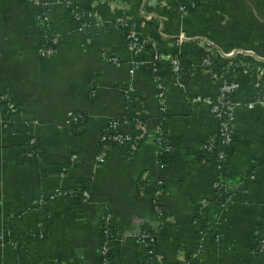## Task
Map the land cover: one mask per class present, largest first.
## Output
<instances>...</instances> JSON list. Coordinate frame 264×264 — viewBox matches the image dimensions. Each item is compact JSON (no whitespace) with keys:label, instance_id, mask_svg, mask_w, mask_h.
Instances as JSON below:
<instances>
[{"label":"crops","instance_id":"0c3cea01","mask_svg":"<svg viewBox=\"0 0 264 264\" xmlns=\"http://www.w3.org/2000/svg\"><path fill=\"white\" fill-rule=\"evenodd\" d=\"M65 1L92 8L95 16L72 18ZM161 1L0 0V264H101L107 215L118 239L112 264L141 263L145 251L138 235L144 230L157 235L167 264L253 260V233L264 215V108L246 105L264 77L263 64L252 62L238 74L224 70L241 87L234 95L239 104L234 141L220 173L204 151L220 121L208 105L192 100L220 94L219 83L200 67L198 40L209 39L226 53L245 49L264 58V0H198L193 14H182L175 0ZM119 10L140 25V34L160 54L182 56L193 68L177 81L168 67L155 69L144 55L145 64L132 71L139 61L115 24ZM42 15L63 39L52 58L37 54L47 35ZM99 19L105 29L93 24ZM181 33L188 39L178 44ZM105 54L117 57L121 66L108 63ZM126 89L136 92L133 112L149 121L151 134L162 106L166 109L165 132L173 151L164 169L150 137L132 158L127 147H115L96 163L105 127L126 113ZM2 97L18 112L8 113ZM70 113L85 115L86 124L69 125ZM31 140L41 145V156L26 153ZM219 176L232 196L227 208L212 186ZM159 179L165 182L166 227L151 203ZM204 200L208 206L202 210ZM41 201L45 207L39 211Z\"/></svg>","mask_w":264,"mask_h":264},{"label":"built area","instance_id":"2783aa9c","mask_svg":"<svg viewBox=\"0 0 264 264\" xmlns=\"http://www.w3.org/2000/svg\"><path fill=\"white\" fill-rule=\"evenodd\" d=\"M37 3V0H34ZM176 5H177V0ZM179 11L182 14H187L184 7L177 6ZM92 17L95 16V12L93 10V13L90 14ZM76 18L80 19V15H76ZM147 21L152 22L153 16L147 15ZM40 21L46 24V32L47 35L40 43V46L37 49V54L41 58H52L54 57L58 49L60 47V44L62 43V36L59 33H56L52 26L48 23V19L43 15L39 17ZM98 19V18H96ZM106 23L104 21H101L100 19L94 23V25L99 26L103 28V25ZM116 25L119 26H126V22L124 19H118L116 20ZM130 42L126 43L128 51H130L136 58H138V61L136 65L134 66L133 70L135 68H138L141 64H145L144 61L141 60V58L144 57L145 52L147 49L153 48L154 50L151 52H147L146 56H148L150 59L149 61L152 63L155 69H158L161 67V65H165L168 67L171 74L174 76V78L177 81H180L182 75L186 73L188 68H193L192 66H186L185 61L182 56H167L164 57L162 54L159 53L157 46L154 42H151L149 40L140 42L137 39V33L135 31H132L129 35ZM188 38L181 33L178 36V44H182L184 41H186ZM197 43H199L203 48V55L201 60L200 67L208 73L210 78L214 80L215 82L219 83L220 85V94L217 99H211V98H201L197 97L192 100L194 103H205L210 107V112L212 115H214L217 119L220 121V127L214 136L208 138L204 143V150L208 151V153L211 154L212 159L215 162L216 168L218 172L223 171L225 169V166L228 162L229 157V151L234 141V127L237 117V110L239 108V104L235 102L234 95L239 91L241 84L238 81L231 80L226 76L225 74V68L230 67V69L234 72V74H238L242 72V70H249L251 68L252 62L254 63H260L263 64L264 67V58L257 56L253 51H248L245 49H235L231 52H223L221 50H218L214 45L213 42L209 39H201L198 40ZM104 58L108 63L115 67H120L121 62L120 60L111 55V54H105ZM140 58V59H139ZM218 60H223L226 62L225 66L223 67V71L220 72L219 70H212L214 65L216 63L219 64ZM220 65V64H219ZM221 66V65H220ZM239 69V72H236V70ZM195 69H193L194 71ZM191 72V71H190ZM264 78V77H260ZM259 79V80H260ZM259 82V81H258ZM259 85L257 84L256 87ZM161 90V89H160ZM126 91H132V89ZM127 92V95H128ZM161 98H163V93L161 92ZM2 100L5 101L6 109L8 113L15 114L18 112L17 106L8 98V97H2ZM260 104L264 108V95L263 93L259 92L257 97H252V101H249L247 103V107L249 109H253L254 104ZM163 113H166V109L162 106ZM138 117L135 122L128 116V117H122L123 121H119L118 119H114L108 122L107 127L104 129L103 133L100 136V151L96 156V163L100 164L102 163L108 156L109 152L115 148V147H127L128 148V154L129 157L132 158L135 152L137 151L138 142L140 139H142L143 135H137L136 137L132 136L131 133H127L124 131L125 128H128L132 123L136 125L137 128L142 127L140 125L141 119H143L140 115L136 114ZM80 117L74 113H70L68 115V124L69 125H76L79 121ZM161 124H163V121L160 123L158 122L156 126V132L159 133L160 137L157 138V141L155 142V146L158 152L159 157L164 156L165 159L163 162L158 163L160 168L164 169L168 165V157L169 154L173 151V145L168 141L167 145L163 147V141L168 140L167 137L164 134V131L161 128ZM107 128H111L114 130H118L119 133L115 135H109L106 133ZM144 133L148 130L147 127L143 125L141 128ZM163 137V138H162ZM31 145L35 144V140L30 141ZM32 155V154H30ZM33 156V155H32ZM76 160V157H72V162ZM73 164V163H72ZM219 172V173H220ZM143 182L145 183V186H140V190L142 195L146 194V185L148 186V181L143 178ZM213 189L216 193V197L219 201H221V205L224 208H227L231 204V193L229 191L228 186L222 181L221 176L217 177L213 181ZM59 193V192H58ZM61 194V193H60ZM72 194V192H70ZM82 197L84 200H89V194L88 192H82ZM165 194V182L162 179H159L156 181V184L152 190V197H151V203L154 209V212L156 213V216L161 220L164 214L166 213L164 209V205L162 203V197ZM208 206L207 201L201 202V209L205 210ZM38 209L39 211H42L44 209V202L41 201L38 203ZM104 228L106 229L107 234V240L104 242V244L101 247L100 251V257H101V264H112V252H113V246L115 241L118 239L116 238V235L114 234L113 228H112V217L110 215H107L104 220ZM254 241L256 243L254 249L252 250L253 253V260L249 262L248 264H264V215L262 216L259 225L255 228V231L253 233ZM138 243L140 247L145 251L144 259L141 261L142 263L146 264H165L164 258L162 255H156L155 256V262H151L150 260L154 257L153 251L151 250V247L154 244H157V236L151 235L150 233L141 232L140 235H138Z\"/></svg>","mask_w":264,"mask_h":264},{"label":"trees","instance_id":"16d2710c","mask_svg":"<svg viewBox=\"0 0 264 264\" xmlns=\"http://www.w3.org/2000/svg\"><path fill=\"white\" fill-rule=\"evenodd\" d=\"M156 2H160L161 3L162 1L161 0H156ZM177 6L184 7L187 14H193L198 9L199 1L198 0H177ZM64 10L66 12V15L71 16L72 18H76V15L79 14V13H90V14L93 13V9L92 8L89 9V10H85V9H82V8L74 5L73 3H70V2H67V1H65V3H64ZM116 16H117L118 19H121V20L124 19L125 22H126V26H119L118 27L119 30L122 32L123 37H124L126 43H129L130 42L129 35L131 34L132 31H135L137 33V39L140 42L149 40L146 36L140 34V31H139V29H140L139 26L140 25L137 24V23H135L128 16V14L124 10H119L117 12ZM115 24H116V22H115ZM147 24H149V23H147ZM103 27L105 29L106 24L103 25ZM151 50L153 51L154 49L153 48L147 49L146 52H145V55H146L147 52H149V51L151 52ZM212 70L213 71L214 70H219L220 72H222L223 71V67L220 66L218 63H216L214 65V67L212 68ZM236 72H239V69H237ZM258 85H259L258 87H255L254 88L253 97H257L258 94H259V92L263 93V95H264V78H261L259 80ZM135 100H136V92L134 90L129 91L128 92V95H127V108H126V113H125L124 117L125 116L126 117L129 116L133 120V122H135L137 120V118H138L136 116V114H134V112H133V109H137L138 108L137 105H135ZM78 115H79L80 119H79V121H78V123L76 125L77 126H84L86 124V117H85V115H83V114H78ZM167 119H168V115H165L164 113H160V115H159V123L161 121H163V124H161V128L164 131V134L165 135H166V132H165V121ZM118 120L119 121H123V118H120ZM148 123H149V121L148 120H145V119H141V121H140V125H142V127H143V125L147 127ZM142 127L137 128L136 125H134L132 123V125H130L127 128V132L129 131L132 134V136H134V137H136L137 135L144 134L143 137H142V139H140V141L138 142L137 149L139 148V146L142 143H144L145 141H147L149 137L152 138V140L154 142H156L157 141V138L160 137V134L159 133H153V134H151L150 131H149V128H148L147 132L144 133L143 130L141 129ZM106 133H108L109 135H115V134L119 133V131L118 130L111 129V128H109V129L107 128ZM164 137H167V135L164 136ZM168 141L169 140H164L163 141V144H162L163 147L165 145H167V142ZM204 151H205V154L206 155H208L209 157H211V154L208 153V151H206V150H204ZM26 153L27 154H32L33 156H39V155L41 156V154H42V147H41V145L36 144V143L34 145H29L28 144V148H27ZM164 159H165L164 156H160L158 158L157 162L158 163H161V162L164 161ZM141 186H145V183L143 182L141 184ZM167 220H168V215L165 213L164 216L161 219L162 226H165L166 227L168 225L167 224ZM143 232L150 233L151 235L157 236L153 231L144 230ZM255 245H256V243H255ZM151 250L153 251V255H154V257L150 260L151 262H153V261L155 262L156 261L155 260V256L156 255H162L163 256L162 251H161L160 247L157 244H154L151 247ZM163 258H164V256H163ZM164 263L167 264L166 261H165V259H164ZM140 264H146V263H142L141 262Z\"/></svg>","mask_w":264,"mask_h":264}]
</instances>
